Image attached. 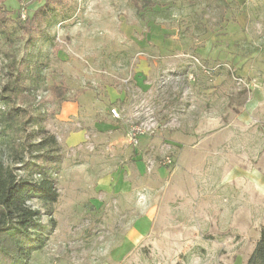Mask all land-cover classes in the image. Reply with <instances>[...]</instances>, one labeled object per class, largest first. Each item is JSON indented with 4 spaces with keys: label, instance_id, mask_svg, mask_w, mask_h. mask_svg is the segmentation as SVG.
<instances>
[{
    "label": "rangeland",
    "instance_id": "rangeland-1",
    "mask_svg": "<svg viewBox=\"0 0 264 264\" xmlns=\"http://www.w3.org/2000/svg\"><path fill=\"white\" fill-rule=\"evenodd\" d=\"M140 1L64 0L27 33L45 0H0V162L60 159L25 264H246L260 238L264 0Z\"/></svg>",
    "mask_w": 264,
    "mask_h": 264
},
{
    "label": "trees",
    "instance_id": "trees-1",
    "mask_svg": "<svg viewBox=\"0 0 264 264\" xmlns=\"http://www.w3.org/2000/svg\"><path fill=\"white\" fill-rule=\"evenodd\" d=\"M63 2L64 0H45V3L29 18L26 26L21 28L27 33L40 30L44 21L50 18L53 8L65 5ZM140 2H136L135 5L139 9L155 6L149 0ZM7 16H9L7 11L0 6V32L7 29ZM34 25L37 26L34 27ZM52 92L56 98L63 101L69 89L63 84L55 86ZM18 113V109H10L6 111L2 119L9 125H13ZM39 146L41 150L56 148V138L46 137ZM54 152L52 149L43 156L45 164L36 165L35 174L39 177L37 180L18 181L16 176L0 162V264H25L34 252L42 250L46 245L47 236L44 231L47 227L41 224L40 212L32 209L28 202L37 199L43 203L48 208L47 215L50 216L51 225L55 226L53 207L57 204L60 195L52 176V165L60 159L53 155ZM35 229L41 231L34 233ZM246 264H264V228L261 229L260 238Z\"/></svg>",
    "mask_w": 264,
    "mask_h": 264
},
{
    "label": "built area",
    "instance_id": "built-area-1",
    "mask_svg": "<svg viewBox=\"0 0 264 264\" xmlns=\"http://www.w3.org/2000/svg\"><path fill=\"white\" fill-rule=\"evenodd\" d=\"M114 113H116V111H114ZM134 142H135V145H137V144H138V140H135Z\"/></svg>",
    "mask_w": 264,
    "mask_h": 264
},
{
    "label": "crops",
    "instance_id": "crops-1",
    "mask_svg": "<svg viewBox=\"0 0 264 264\" xmlns=\"http://www.w3.org/2000/svg\"><path fill=\"white\" fill-rule=\"evenodd\" d=\"M74 141H76L77 140V138L75 137V138H72Z\"/></svg>",
    "mask_w": 264,
    "mask_h": 264
}]
</instances>
